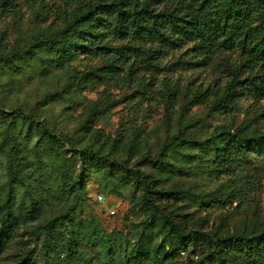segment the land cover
I'll use <instances>...</instances> for the list:
<instances>
[{"label":"rangeland","instance_id":"rangeland-1","mask_svg":"<svg viewBox=\"0 0 264 264\" xmlns=\"http://www.w3.org/2000/svg\"><path fill=\"white\" fill-rule=\"evenodd\" d=\"M0 1V53L20 52L0 65V143L6 140L5 153L18 151L11 209L20 222L12 244L0 251V264H14L15 254L27 264H127L139 245L146 264H201L211 250L198 234L215 243L264 230V140L240 154L230 140L221 141L228 131L245 139L264 133V104L241 100L232 112L211 110L235 55L203 65L184 45L165 56L151 91L105 75L102 58L89 62L78 55L50 64L52 55L34 42L61 31L64 19L29 0ZM85 68L100 84L62 93ZM165 78L197 98L189 104L183 95L159 98L155 89ZM11 113L32 117L61 143L47 144L29 121L5 130ZM179 131L210 146H166ZM215 145L223 153L218 159ZM85 149L90 159L83 166L75 152ZM6 171L0 152V212L9 190ZM171 223L197 233L186 244L188 255L178 253L182 245L169 235ZM160 245L165 254L155 253Z\"/></svg>","mask_w":264,"mask_h":264},{"label":"trees","instance_id":"trees-1","mask_svg":"<svg viewBox=\"0 0 264 264\" xmlns=\"http://www.w3.org/2000/svg\"><path fill=\"white\" fill-rule=\"evenodd\" d=\"M46 13H53L64 19V27L50 38L38 37L35 44L41 45L52 56L50 64L63 65L78 55L87 61L102 58V72L111 78H126L145 87H152L155 78L163 69L165 56L184 45L190 44L188 53L193 60L208 65L220 54L235 55L228 66L227 80L221 91L214 93L212 111H234L241 100L264 104V0H29ZM4 2L0 1V14L4 12ZM20 54L17 50L0 53V65ZM182 64L183 61H181ZM181 64H178V67ZM99 78L92 68H85L73 83L62 93L66 94L74 86L84 89L96 88ZM152 91L153 89L150 88ZM161 99H178L182 95L192 103L197 98L178 84H169L165 78L162 87L155 89ZM54 94L48 98L58 97ZM113 106L110 105L109 108ZM98 109V108H97ZM264 109V105H263ZM11 120L3 123L10 129L16 120L35 123L42 130V139L49 145H58L60 139L51 134L32 117L11 113ZM222 140L233 144L234 154H240L249 144L264 140V133L249 139L223 133ZM6 140H1L0 152L7 158V180L9 190L1 205L0 251L10 246L20 231V222L12 214V182L14 181L13 156L18 151L11 149L5 153ZM216 141V140H215ZM213 141V142H215ZM228 143V144H229ZM197 146L206 149L209 141L200 142L187 136L183 131L170 138L166 146L171 148ZM9 146V145H8ZM217 159L223 156L215 145ZM83 166L89 161L88 150L76 151ZM229 163L232 162L229 160ZM228 163V165H230ZM78 187L84 189L79 181ZM60 193L67 190L62 187ZM73 189V187H71ZM70 188V189H71ZM236 190V189H235ZM169 235L182 245L178 253L188 255L186 244L195 240L197 233L180 231L171 223ZM205 241L210 253L206 262L222 264L223 259H231V264H264V230L248 238H231L212 242L207 234H198ZM156 254H165V247L158 246ZM14 264H27L18 254L13 255ZM145 247L139 245L136 253L127 259V264H146Z\"/></svg>","mask_w":264,"mask_h":264},{"label":"built area","instance_id":"built-area-1","mask_svg":"<svg viewBox=\"0 0 264 264\" xmlns=\"http://www.w3.org/2000/svg\"><path fill=\"white\" fill-rule=\"evenodd\" d=\"M181 255H182V256H184V255H185V252H184V251H183V252H181Z\"/></svg>","mask_w":264,"mask_h":264}]
</instances>
